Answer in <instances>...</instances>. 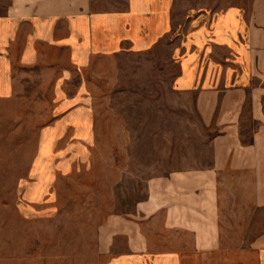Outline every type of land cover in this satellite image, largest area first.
Instances as JSON below:
<instances>
[{
    "label": "rangeland",
    "instance_id": "rangeland-1",
    "mask_svg": "<svg viewBox=\"0 0 264 264\" xmlns=\"http://www.w3.org/2000/svg\"><path fill=\"white\" fill-rule=\"evenodd\" d=\"M92 1L99 12L123 10V0ZM215 1L235 2L174 0L173 18L224 10L208 6ZM179 26L183 33L187 25L173 30ZM177 39L151 53L96 59L62 87L29 71L13 98H0V264H264L261 208L224 216L219 250L185 248L179 262L166 253L168 234L148 218L158 238L147 232L143 253L129 255L117 236L119 220L139 219L147 180L188 149L189 137L171 134L181 113L167 104Z\"/></svg>",
    "mask_w": 264,
    "mask_h": 264
},
{
    "label": "crops",
    "instance_id": "crops-1",
    "mask_svg": "<svg viewBox=\"0 0 264 264\" xmlns=\"http://www.w3.org/2000/svg\"><path fill=\"white\" fill-rule=\"evenodd\" d=\"M234 1H215L208 6L224 10L177 23L174 0H123V10L113 12L94 10L92 0H0L6 100L29 71L47 72L62 87L96 59L151 53L179 38L167 104L181 113V127L171 134L189 137L188 149L147 180L139 219L119 220L117 236L129 255L150 247L147 232L158 238L149 222L168 234L166 253L179 262L185 248L198 255L219 250L224 216L264 209V0ZM175 24L187 27L175 36Z\"/></svg>",
    "mask_w": 264,
    "mask_h": 264
}]
</instances>
